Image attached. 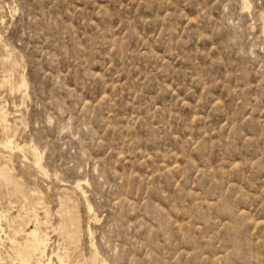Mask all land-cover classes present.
<instances>
[{
	"label": "rangeland",
	"instance_id": "obj_1",
	"mask_svg": "<svg viewBox=\"0 0 264 264\" xmlns=\"http://www.w3.org/2000/svg\"><path fill=\"white\" fill-rule=\"evenodd\" d=\"M21 253L264 264V0H0V264Z\"/></svg>",
	"mask_w": 264,
	"mask_h": 264
},
{
	"label": "bare ground",
	"instance_id": "obj_2",
	"mask_svg": "<svg viewBox=\"0 0 264 264\" xmlns=\"http://www.w3.org/2000/svg\"><path fill=\"white\" fill-rule=\"evenodd\" d=\"M8 82L10 83V80H9ZM2 84H3V83H2ZM1 86H2V85H1ZM1 113H2V112H1ZM4 115H5V114H4ZM5 116L7 117V115H5ZM6 117H5V118H6ZM6 120H7V119H6ZM6 120H5V121H6ZM5 123H7V122H5ZM4 126H5V125H4ZM5 128H6V127H5ZM6 131H7V130H6ZM6 131H5V132H6ZM7 133H8V132H7ZM7 137H8V136H7ZM9 137H10V136H9ZM5 139H7V138H5ZM13 141H14V140H13ZM13 141H12V139H10V140L7 139V142H5V143H6V145H5L6 148L9 149V150H11V152H14V151H12V150L14 149V147H17L16 145L13 146ZM1 144H2V143H1ZM20 148H21V147H20ZM14 150H15V149H14ZM18 150H19V148H18ZM16 151H17V150H16ZM19 151H20V150H19ZM11 154H12V153H11ZM33 154H34L33 156L36 158V159H35V162H34V165H35L36 169H37L39 172H41V173L43 174V168L41 167V165H40V163H39V159L37 158V154H36L35 152H34ZM22 159H23V158H22ZM28 159H29V158H28ZM27 162H28V161H27ZM34 165H33V166H34ZM6 174H7V173H6ZM8 177H9V176H8ZM10 179H11V178H10ZM9 183H10V182H9ZM10 184H12V183H10ZM19 185H20V184H19ZM19 185H18V186H19ZM80 185H81V184H80ZM80 185L77 186V187H78V190H80V191L82 192V194H83V193H84V191H83V189H82L83 187L81 186V187H82V188H81ZM13 186H15V185H13ZM19 188H20V187H19ZM19 188H18V189H19ZM70 188H71V187H70ZM70 188H68V189H70ZM13 189H14V187H13ZM64 189H65V188H64ZM14 190H15V189H14ZM61 190H62V189H61ZM61 190H60V191H61ZM66 190H67V189H66ZM72 193H73V192H72ZM74 193H75V192H74ZM17 194H18V193H17ZM66 194H69L68 197L70 198V193L66 192ZM22 195H23V194H22ZM62 195H63V192H62ZM72 195H74V194H72ZM81 196H82V195H81ZM68 197L66 196L65 198L67 199ZM71 197H72V196H71ZM74 197H75V196H74ZM72 199H73V198H71V200H72ZM32 210H33V209H32ZM30 211H31V210H30ZM92 211H93V209H92L90 206H88V212H89L90 215H92V213H93ZM46 213H47V212H46ZM63 213H64V212H63ZM65 213H66V212H65ZM90 215H89V216H90ZM30 216H31V215H30ZM64 216H65V215H64ZM44 217H45V216H44ZM58 217H59V216H58ZM73 219H74V217H73ZM94 220H95V219H94ZM36 222H37V221H36ZM65 227H66V226H65ZM59 229H60V228H59ZM61 229L63 230V228H61ZM61 229H60V230H61ZM74 231H75V230H73V233H74ZM87 231H88V233H89V240H90L91 243L93 244V242H92L93 240H91V236H92V235L90 236V230H89V228H88ZM55 232H56V231H55ZM58 232H59V231H58ZM59 233H60V232H59ZM66 233L69 234L70 232H67V231H66V232H64V235H65ZM79 233H80V232H79ZM82 233H83V232H82ZM62 234H63V233H62ZM71 234H72V233H71ZM74 234H75V233H74ZM74 234H73V235H74ZM29 235H30L31 238H33V242L30 243V244H32L30 250H33L34 252H35V251H39V250L42 249L43 246H45V243H46V242H44V241L41 239V237H40V233H39V231H38L37 229H34L32 232L29 233ZM69 235H70V234H69ZM69 235H67V236L69 237ZM25 236H26V235H25ZM59 236H60V235H59ZM67 236H65V238H67ZM70 236H72V235H70ZM60 237H61V236H60ZM44 238H46V236H45ZM62 238H63V237H62ZM71 239H72V238H70V240H71ZM66 240H67V239H66ZM70 240H69V241H70ZM30 241H32V240H30ZM67 241H68V240H67ZM28 243H29V242H28ZM77 243H78V242H77ZM77 243H76V244H77ZM11 246H13L12 243H11ZM16 246H17V245H16ZM16 246H15V248H17ZM18 247H19V246H18ZM44 248H45V250L43 251V254H45V252H46V247H44ZM90 248H91V246H90ZM19 250H23V249H19ZM26 250H27V249H26ZM23 251H24V250H23ZM16 252H17V251H16ZM19 252H20V251H19ZM25 252H27V251H25ZM31 252H32V251H31ZM23 253H24V252H23ZM28 253H29V252H28ZM40 253H41V252H40ZM16 254H17V253H16ZM25 254H26V253H25ZM25 254H22V253H21V255H25ZM21 255H20V256H21ZM30 255H31V254H30ZM28 256H29V255H28ZM21 257H22V256H21ZM24 257H25V258H24V260L22 259V260H23L22 262H23L24 264H26V263L28 262L27 255H25ZM29 260H30V259H29ZM35 260H36V259H35ZM20 261H21V260H20ZM37 261H38V260H37Z\"/></svg>",
	"mask_w": 264,
	"mask_h": 264
}]
</instances>
